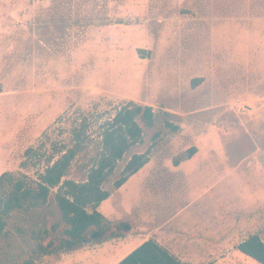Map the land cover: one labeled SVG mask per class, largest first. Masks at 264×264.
<instances>
[{
	"label": "rangeland",
	"instance_id": "1",
	"mask_svg": "<svg viewBox=\"0 0 264 264\" xmlns=\"http://www.w3.org/2000/svg\"><path fill=\"white\" fill-rule=\"evenodd\" d=\"M131 103L159 120L140 123L141 142L98 206L131 230L38 256L67 228L55 188L46 205L12 214L0 264H117L134 244L173 235L223 243L193 260L174 254L181 262L260 264L232 253L251 235L264 240V0H0V175L35 186L79 141L64 179L84 181L107 122ZM146 151L149 162L116 189L126 162Z\"/></svg>",
	"mask_w": 264,
	"mask_h": 264
},
{
	"label": "trees",
	"instance_id": "2",
	"mask_svg": "<svg viewBox=\"0 0 264 264\" xmlns=\"http://www.w3.org/2000/svg\"><path fill=\"white\" fill-rule=\"evenodd\" d=\"M158 120V115L149 106L131 103L120 109L113 119L107 122L102 133V155L96 165L89 169L84 181L64 179L71 163L81 150L79 141L63 151L59 158L49 161L35 186H29L27 181L20 177L16 178L10 172L0 175V239L6 235L8 220L13 213L46 205L55 188H57L55 201L67 228L62 237L55 240L50 239L47 243H39L38 249L35 250L38 256L76 251L90 243H103L109 239L121 237L122 233L129 232L131 230L129 222L112 224L98 210V206L111 195L105 185L114 173L117 163L134 145L141 142L143 128L140 123L152 128ZM165 123L174 132L179 129L173 121L167 120ZM76 137L80 139V134L77 133ZM196 152V148L192 147L184 158L190 159ZM149 160V151L134 153L123 167L121 177L114 181V187L121 188ZM179 161H175L174 164L179 165ZM88 207L92 208L91 211ZM57 229L58 225L52 227L54 232ZM46 233L49 234L47 230ZM37 238H42L41 229ZM236 248L258 263L264 264V240L258 234L241 241ZM30 262L33 261L30 260ZM117 264L192 263L181 262L157 241L149 239Z\"/></svg>",
	"mask_w": 264,
	"mask_h": 264
},
{
	"label": "crops",
	"instance_id": "3",
	"mask_svg": "<svg viewBox=\"0 0 264 264\" xmlns=\"http://www.w3.org/2000/svg\"><path fill=\"white\" fill-rule=\"evenodd\" d=\"M191 159H193V157ZM172 223H174V222L172 221ZM181 223L185 224L184 220H181ZM181 223H179V225H178V227L176 229L179 232L184 231L183 228L180 227ZM210 231L211 230H209V232ZM211 232H210V234H211ZM214 238L215 237H211V235L207 239L205 238L204 239L205 243L203 245H201V247H199V245L197 244V240L198 239H196L194 237H191V239H189L187 237H183V236L176 237L175 235H173V236L162 237V238H160V236H158V237H155V238H152V239L157 241L163 247H165L173 255L175 254V255L178 256V255L183 253L184 255H188L191 258L193 256L194 257L202 256V254H204L203 256H208L214 251V249H216L217 247L223 245V243L220 242L221 238L220 239H214ZM187 239H188V241H187ZM147 240H149V239H146V240L142 241L138 245L136 243L137 242V240H136V242H135L136 244H134V246L130 247V251L128 253L133 251L135 248H137L139 245H141L143 242H145ZM200 248H204V251L199 253L200 250H198V249H200ZM197 250H198V252H196ZM232 254H238V250L234 249V252ZM124 257H122V259ZM122 259H120V260H122ZM191 260H193V259L191 258ZM193 262L196 263V261H193Z\"/></svg>",
	"mask_w": 264,
	"mask_h": 264
}]
</instances>
